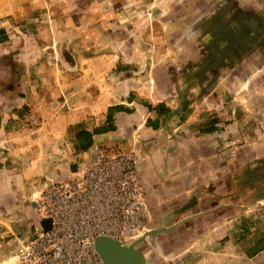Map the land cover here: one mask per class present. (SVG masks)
Here are the masks:
<instances>
[{
	"label": "crops",
	"instance_id": "1",
	"mask_svg": "<svg viewBox=\"0 0 264 264\" xmlns=\"http://www.w3.org/2000/svg\"><path fill=\"white\" fill-rule=\"evenodd\" d=\"M187 1L193 8V0ZM237 1L239 5L251 7V0ZM131 4L130 0H65L63 20L64 25L68 26L65 34L73 33L74 37L68 47L73 52L75 47L81 48L80 54L74 52L69 56L74 63L73 69L77 71L85 68L86 71V67L79 66L81 59L91 63L103 60L108 64L109 61L111 73L122 76L135 72L130 64L132 60H135L133 66L137 70L141 67L138 52L133 51L134 46L132 50L128 46L133 39L130 33L127 32L126 39L124 37L121 41L128 47H122L120 61L116 60L112 51L114 42L117 43L120 38L118 26L133 25L123 17L124 12L128 14ZM41 7L45 12L46 6L41 4ZM136 7L140 12L152 10L154 14L160 9L158 4L147 3ZM168 11V18L164 21V27L167 28H164L163 36L170 48H174V54L170 58L164 56V59H168L162 66L164 69L158 68L156 71L155 66H147L145 73L159 79L157 86H126V91L118 100L114 98L116 91H107L105 95L109 102L100 114V123H94L95 119L90 114H58L56 120L64 123L58 139H68L69 153L75 154L71 164L74 170L68 166L70 174L86 164L98 150L106 153L133 150L140 156L137 172L150 215L147 230L156 231L136 244L146 264H264V223L255 221L257 212H240L237 204L248 201L241 197V187L264 188V141L253 145L236 144L240 137V122L246 119L242 118L240 108L234 107L227 111L226 106L221 105L225 87L222 84L224 80L228 81L230 74L223 73V69L219 68L211 71L199 67L198 61L209 55L203 49L206 43L203 42V35L216 24L205 25L201 9L200 15H194L198 24L193 21L192 9H179L185 13L179 16L173 11L171 13V8ZM155 24L154 21L153 28ZM194 24L199 26L198 32L202 34L200 38L199 33L192 35ZM226 25H217V35L213 36L219 38L218 32L225 31ZM179 26L184 29L179 31ZM166 29L169 33L167 36ZM88 33L95 36L87 37ZM154 36H158L157 33ZM136 40L138 43L139 37ZM210 42L215 51L226 48L224 39ZM254 42L247 46L237 44L231 47L230 52L231 57L240 60L237 66L245 68L241 72L248 78L253 74L251 65H254L256 58L264 59V48H260L263 55L258 56L259 47ZM86 49L92 53L86 56ZM216 57H219L218 53ZM222 57H226L225 52ZM156 58H161L160 51ZM167 64L174 65L171 68L176 71L173 73ZM94 68L93 74H99L100 67ZM90 71L91 68L86 73H92ZM104 71L106 73L108 69ZM134 74L139 75L137 71ZM42 87L48 92L46 100L45 95L42 97L47 107L53 103L52 94L55 91L60 95L58 91L72 89V95H64L65 100L62 102L65 104L70 96L75 97L77 88H80ZM84 87L89 93L93 92L92 87ZM95 92L96 89L93 97L97 100ZM183 95L184 99H181ZM25 96L26 99L32 97L27 93ZM260 100L263 101L260 104L264 116V98ZM212 107L215 110H211ZM14 117L10 116L6 121L5 130H9L11 123L18 124V121H12ZM76 123L87 124L76 126ZM72 124L76 127L72 135L66 137L64 134ZM81 156L84 157L82 162L78 161ZM48 175L60 178L54 170H49ZM262 200L264 197H261ZM28 221L31 227L25 229L17 226V233L26 232L29 236L32 235V229L33 233L37 231L38 220L30 217Z\"/></svg>",
	"mask_w": 264,
	"mask_h": 264
},
{
	"label": "rangeland",
	"instance_id": "2",
	"mask_svg": "<svg viewBox=\"0 0 264 264\" xmlns=\"http://www.w3.org/2000/svg\"><path fill=\"white\" fill-rule=\"evenodd\" d=\"M130 1L132 6L128 14L124 12L123 17L133 25L118 26V37L120 38L117 39V43L114 42L112 51L116 60L120 61L121 49L122 47L126 49L127 46L121 41L124 37L126 39L127 32L130 33L133 39L128 46L131 50L134 46L133 51L138 52L141 72L133 66L136 62L132 60L130 63L132 69L139 75L130 72V75L122 76L111 73L108 60L106 64L103 60L91 63L87 59H81L79 66L86 67L87 72L91 68L92 73L90 74L84 71L85 68L77 71L73 69L74 63L69 56L74 52L76 55L80 54L81 48L75 47L73 52V49L68 47V43L70 44L74 37L73 33L65 34L68 27L64 25L65 20H63L65 0H0V159H2L0 161V264H16L15 237L20 234L17 233L16 228L17 226L30 228L31 226H28L30 217L38 220L33 206V193L41 190L47 178H50L49 170H54L60 178L70 174L69 165L74 170L71 164H73L72 158L75 154L69 153V140L58 139V136L62 134L59 132L62 131L64 125L63 122L56 120L58 114L61 112L81 113L82 116L90 114L89 116L95 119L94 123H100L102 120L100 114L109 102L105 95L107 91H116L114 98L118 100L119 96L126 91V86L158 85L159 79L156 76L145 73L147 66H155L156 71L158 68L164 69L162 66H165L168 60L164 59V56L170 58L174 54V48H170L163 36L164 28H167L164 27L166 25L164 21L168 18V8H171V13L173 11L178 16L185 15L179 9H192L194 23H196L194 15H200L201 11L205 25L216 24L217 26L227 23L225 31L218 32L219 38L213 36L217 35L215 34L216 26H211L205 31L203 42L206 43L203 49L209 55L201 58L198 64H200V69L206 68L214 71L219 68L223 69V73L230 74L227 77L228 81L224 80L222 84L225 87L224 94L221 96V105L226 106L227 111L234 107L240 108L242 118L246 119L240 122V137L237 138L236 144L253 145L264 141V116L260 104L263 102L260 99L264 98V59L260 60L255 57V63L251 65L253 74L248 78L241 72L245 68L237 66L240 60L230 56L231 47L237 44L239 46L252 45L254 41L257 42L256 47H259L257 55H263L260 48H264V0H251V7L247 4L239 5L237 0H193V8L186 0ZM142 3L158 4L160 9L156 12L157 14H154L152 10L140 12L136 6ZM41 4L46 6L45 12ZM144 20L146 24H149L148 26L144 25ZM154 21L157 28L152 27ZM50 22L53 24L51 25ZM196 24L193 25L195 27H193V36L200 32ZM177 28L178 30L184 29L180 26ZM210 29L212 30L209 31ZM156 33L158 36L153 38V34ZM167 33L166 29V36ZM147 35L150 37L146 38ZM201 35L199 33L198 38ZM92 36L90 33L87 34V37ZM136 37H139V44ZM160 37H162L161 40ZM219 39L225 40L226 48L215 51L210 41L216 43ZM159 51L161 58L155 59ZM224 52L226 53L225 58L222 57ZM84 53L87 56L92 52L86 49ZM216 53L219 57H216ZM167 66L173 73L176 71L175 68H171L174 65L167 64ZM94 67H100L103 70L98 68L100 73L93 74ZM168 67H166L167 72H169ZM105 68L108 69L106 73ZM159 70L162 71V69ZM78 72L81 74L78 75ZM143 74V78H140ZM168 74H166L167 78ZM42 86H80V88H77L75 97H67L69 99L65 101V104L62 102L65 100L64 95L68 96L67 93L72 95V87L70 91L67 89L63 92L58 91L60 95L55 91L52 94L53 103L51 102L47 107L42 97L45 95L46 100L48 92ZM84 86L92 87V94L85 90ZM95 89L97 100L93 97ZM26 93L31 94L32 97L26 99ZM14 105L21 107H12ZM213 107L211 110H215ZM17 109L20 111L17 112ZM10 116H15L12 121H18V124L11 123L9 130H5L4 126ZM85 124L87 123L74 125L83 126ZM72 125L64 134L66 137L72 135L76 127ZM49 134L50 138H48ZM83 160L84 157H78V161ZM240 195L249 202L245 200V203H237L238 210L249 213L257 212L255 221L258 224L264 223V201H261V197H264V188L243 186ZM31 231L33 233L34 229ZM23 234L28 235L26 232Z\"/></svg>",
	"mask_w": 264,
	"mask_h": 264
},
{
	"label": "built area",
	"instance_id": "3",
	"mask_svg": "<svg viewBox=\"0 0 264 264\" xmlns=\"http://www.w3.org/2000/svg\"><path fill=\"white\" fill-rule=\"evenodd\" d=\"M140 160L133 150H98L73 173L47 178L33 193L37 231L15 237L16 264H105L95 238L135 242L150 220L138 180ZM42 219L50 220L46 231Z\"/></svg>",
	"mask_w": 264,
	"mask_h": 264
},
{
	"label": "water",
	"instance_id": "4",
	"mask_svg": "<svg viewBox=\"0 0 264 264\" xmlns=\"http://www.w3.org/2000/svg\"><path fill=\"white\" fill-rule=\"evenodd\" d=\"M184 99V96H181ZM40 225L46 231L50 227V220H40ZM156 233L155 230H146L130 244H123L107 236H99L94 240V246L105 264H146V260L136 244L142 242L147 236Z\"/></svg>",
	"mask_w": 264,
	"mask_h": 264
}]
</instances>
